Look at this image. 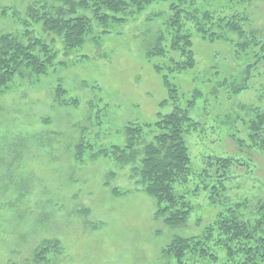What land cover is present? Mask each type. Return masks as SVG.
<instances>
[{
    "label": "rangeland",
    "instance_id": "1",
    "mask_svg": "<svg viewBox=\"0 0 264 264\" xmlns=\"http://www.w3.org/2000/svg\"><path fill=\"white\" fill-rule=\"evenodd\" d=\"M40 1L0 0V10L14 9L24 19L27 7ZM200 2L229 16L247 13L245 30L264 42V0ZM169 5L155 2L131 22L111 25L110 34L95 26L80 49L67 52L56 40L58 58L47 75H19L0 95V264H34L44 240L61 245L46 264H176L163 249L174 237L200 235L224 207L245 203V217H258L256 206L264 203V153L236 141H247L254 110L264 113V60L259 61L264 51H242L236 41H205L194 32L197 66L170 76L180 105L202 92L191 112L200 126L186 138L192 169L201 172L208 156L232 157L241 165L231 169L221 202L209 201L216 179L204 178L201 187L209 190L192 184L187 191L193 205L188 224L169 227L155 220L156 203L135 187L130 167L121 169L107 158L92 160L89 154L83 163L74 159L82 138L94 151L123 147L128 123L154 124L158 114L172 111L171 105H160L168 93L146 57L165 29ZM29 28L51 42L53 35L41 24ZM22 30L19 21L0 15V33ZM243 84L248 87L234 93ZM59 86L66 91L64 100L79 105H61ZM110 172L117 178L109 187Z\"/></svg>",
    "mask_w": 264,
    "mask_h": 264
},
{
    "label": "trees",
    "instance_id": "2",
    "mask_svg": "<svg viewBox=\"0 0 264 264\" xmlns=\"http://www.w3.org/2000/svg\"><path fill=\"white\" fill-rule=\"evenodd\" d=\"M155 2H169L170 14L164 31L147 49L146 57L153 62L168 93V100L160 105H171L172 111L166 115L158 114L154 124L128 123L122 130L123 147L94 151L93 146L82 138L74 147V159L83 163L89 154L92 160L107 158L121 169L130 167L129 177L135 187L156 203L155 220H163L169 227H179L187 225L193 213L187 193L192 184L198 191L209 190L207 185L202 188L201 182L204 178L214 177L209 201L218 204L226 192L231 169L241 165L232 157L208 156L201 172L192 169L186 138L200 126L193 120L191 112L196 109L202 92L195 91L190 100L180 105L179 89L170 76L197 66L194 32L205 41H236L235 47L242 51H264V42L258 40L255 32L244 28L243 24L250 22L247 13L225 15L206 8L200 0H44L30 4L24 19L14 9L4 8L0 15L19 21L23 30L0 33V95L19 75H47L58 58L54 49L56 40L67 52L80 49L95 26L102 29L101 33L110 34L111 25L131 22ZM31 24H41L47 34L53 35L51 42L37 37L29 28ZM262 60L264 55L259 57V61ZM247 87L246 84L236 86L234 93ZM65 94L64 88L59 86L56 100L61 105H79L78 100H64ZM254 112L248 125L247 141L236 143L240 146L248 143L251 148L264 153V113L258 109ZM116 178L115 172L108 173L105 185L110 187ZM113 193L119 195L120 191L115 187ZM248 208L245 203L224 207L204 225L200 235L174 237L163 249V255L176 264H264V203L256 206L258 217L253 221L243 214ZM60 247L59 241H42L35 251L34 264L49 263L47 257Z\"/></svg>",
    "mask_w": 264,
    "mask_h": 264
}]
</instances>
